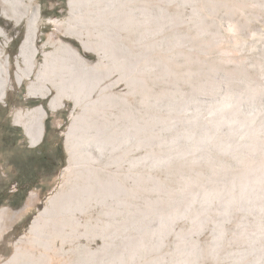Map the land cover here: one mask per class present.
<instances>
[{"label": "rangeland", "instance_id": "1", "mask_svg": "<svg viewBox=\"0 0 264 264\" xmlns=\"http://www.w3.org/2000/svg\"><path fill=\"white\" fill-rule=\"evenodd\" d=\"M32 4L33 86L29 15L0 0V264H264V0ZM36 148L55 158L31 176Z\"/></svg>", "mask_w": 264, "mask_h": 264}, {"label": "bare ground", "instance_id": "2", "mask_svg": "<svg viewBox=\"0 0 264 264\" xmlns=\"http://www.w3.org/2000/svg\"><path fill=\"white\" fill-rule=\"evenodd\" d=\"M10 5L9 7L13 10V12H17L18 14H23L24 16H28V25L25 33V37L20 45L19 52L16 55V76L18 79L22 77L23 74L26 73H34L36 74V78L33 81V84L31 86L39 83H43L48 79V74L52 72V66L47 62H41L39 65H35V59L38 52V48L36 45L37 41V21L39 19V12L38 8L36 6H33L32 2L33 0H7ZM73 0H69V3L72 4ZM71 6V5H70ZM116 9V8H115ZM125 9V8H124ZM130 9V8H129ZM128 9V10H129ZM116 11V10H115ZM127 12V11H126ZM121 13V12H120ZM15 14V13H14ZM119 14V13H117ZM108 15V14H107ZM116 15V14H115ZM6 16V15H5ZM118 16V15H117ZM150 16V15H149ZM12 17V16H11ZM130 18V17H129ZM23 19V18H22ZM26 19V18H25ZM18 22V21H17ZM204 27V26H203ZM4 33V32H3ZM139 33V32H138ZM142 38V37H141ZM142 40V39H141ZM67 51L71 54L74 61L76 60V57L79 58V55L76 53L74 49L67 46ZM3 53L0 52V79L3 85L0 86V96H3L5 93V90L7 86L11 83V73L9 70V58L8 56L2 55ZM64 57V56H63ZM63 59V58H60ZM63 62V61H62ZM137 62V61H136ZM58 63V62H57ZM60 63V60H59ZM79 64L81 65V59L79 60ZM78 64V65H79ZM57 66V65H56ZM62 66V63H61ZM69 65L62 66L60 68L62 71V74L65 73L66 69H69ZM80 67L85 68L84 64ZM73 68H76V61ZM77 69V68H76ZM90 69V68H89ZM68 71V70H67ZM66 71V72H67ZM73 71H75L73 69ZM91 71V70H90ZM64 72V73H63ZM72 71H70L71 73ZM81 73V72H80ZM59 74V73H58ZM78 74V73H77ZM26 75V74H25ZM60 75V74H59ZM75 75V73H74ZM29 76V75H28ZM75 78V77H74ZM23 79V78H22ZM74 80V79H73ZM68 80H64L63 77L60 78V81H56L52 83V87L57 90V95H55V98L52 100V102L59 100L58 95L62 91H67L69 88H71V83L67 82ZM46 83V82H45ZM43 85V84H42ZM82 85V84H81ZM11 86V85H10ZM47 86V85H46ZM36 88V87H35ZM48 90H50L49 87H47ZM76 89V88H75ZM84 89V88H83ZM7 91V90H6ZM40 92V91H39ZM106 97V96H105ZM118 98V97H117ZM110 100V99H109ZM141 102V101H140ZM59 104V103H57ZM222 105V104H221ZM221 107V106H220ZM32 110V109H31ZM218 111V110H217ZM130 113V112H129ZM218 113V112H217ZM45 114V110L42 106L37 107L33 109L32 111L25 114V117L28 119V122L24 125L27 129V133L32 139L33 142L37 141L36 139L41 136L43 133V126H42V118ZM221 115V114H220ZM170 116V115H169ZM166 117V116H165ZM228 118V117H227ZM230 118V117H229ZM234 120V119H231ZM236 123V122H235ZM249 123V122H248ZM139 125V124H137ZM170 125V124H169ZM72 126V125H71ZM81 127V126H80ZM137 128V127H136ZM71 129V127L69 128ZM115 133V132H114ZM110 134V132H109ZM193 136V135H192ZM207 136V135H206ZM99 137V136H98ZM103 137V136H102ZM112 137V136H111ZM204 138V137H203ZM121 139V138H119ZM207 139V138H206ZM205 139V140H206ZM83 140V139H82ZM93 141V140H92ZM124 142V141H123ZM222 142V141H221ZM89 143V142H88ZM97 143V142H96ZM224 144V143H223ZM94 145V144H93ZM161 146V145H160ZM227 149V148H226ZM220 150V149H219ZM151 151V150H150ZM153 151V150H152ZM201 154V153H200ZM159 156V155H158ZM112 159V158H111ZM198 159V158H197ZM149 160V159H148ZM156 161V160H154ZM138 165V164H137ZM128 173V172H127ZM113 184V183H112ZM116 185V184H115ZM96 186V185H95ZM93 187V186H92ZM91 189V188H90ZM76 190V189H75ZM101 190V189H100ZM246 193V192H244ZM92 194V193H90ZM85 195V194H84ZM57 197V196H56ZM89 198V197H88ZM58 199V198H57ZM87 199V198H86ZM57 202V201H56ZM54 204V203H53ZM52 204V205H53ZM188 204V203H187ZM200 206V205H199ZM195 209V208H194ZM177 210V209H176ZM45 211V210H44ZM47 210L45 211V213ZM137 213V212H136ZM40 215V214H39ZM56 215V214H55ZM48 216V215H47ZM228 216V215H227ZM226 216V217H227ZM44 217V216H43ZM116 217V216H115ZM128 220V219H127ZM203 222V221H202ZM35 225V223H34ZM123 230V229H122ZM187 232V231H186ZM127 241V240H126ZM185 262V261H184Z\"/></svg>", "mask_w": 264, "mask_h": 264}, {"label": "trees", "instance_id": "3", "mask_svg": "<svg viewBox=\"0 0 264 264\" xmlns=\"http://www.w3.org/2000/svg\"><path fill=\"white\" fill-rule=\"evenodd\" d=\"M54 151L56 157L61 154V149L59 147H57ZM54 158V155H52V153H50L47 148H36L34 150H31L27 157V161L32 172L31 176H34L37 173L38 169H40L45 163L48 164L50 162H53ZM17 192L18 198L15 199L14 204H18L23 200L25 189H19V191Z\"/></svg>", "mask_w": 264, "mask_h": 264}]
</instances>
